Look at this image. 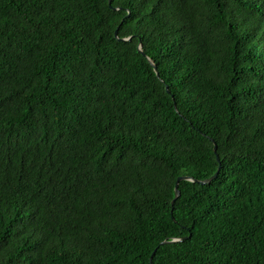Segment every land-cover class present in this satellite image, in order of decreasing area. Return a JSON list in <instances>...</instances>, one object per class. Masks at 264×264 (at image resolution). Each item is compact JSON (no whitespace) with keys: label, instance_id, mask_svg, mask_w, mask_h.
<instances>
[{"label":"trees","instance_id":"trees-1","mask_svg":"<svg viewBox=\"0 0 264 264\" xmlns=\"http://www.w3.org/2000/svg\"><path fill=\"white\" fill-rule=\"evenodd\" d=\"M154 249L264 264V0H0V264Z\"/></svg>","mask_w":264,"mask_h":264},{"label":"water","instance_id":"water-1","mask_svg":"<svg viewBox=\"0 0 264 264\" xmlns=\"http://www.w3.org/2000/svg\"><path fill=\"white\" fill-rule=\"evenodd\" d=\"M109 1H110V0H109ZM112 8H114V9H118L117 7H112ZM114 35L117 37V29L114 30ZM118 39H120V40H127V39H130V36H128V37H118ZM137 49H138L141 53H143V52H142V49H141V44H140V43L138 44ZM148 60H149V62L152 64L153 69L155 70L156 75L158 76V72L156 71V66L154 65V63L152 62V60H150L149 58H148ZM167 91H169V90L167 89ZM213 151H214V153H215L216 159L219 161L218 154L216 153V146H215V144H214V146H213ZM218 171H219V166L217 167V169L214 171V173H213L212 175H210L209 177H206V178H204V179H196V178H193V177H191V176H184V175L178 176V177L176 178V181H175V184H174V191H175V194H174L173 199L171 200V204H172V205L174 204L175 199H176V198L178 197V195H179L178 183H179L180 180H182V179H187V180H190V181H194V182H198V183L204 184V183H208V182H210L212 179H214V178L217 176ZM172 218H173V217H172ZM184 238H185V237H177V238H173V239H171V240H163V241H161L160 243L162 244V243H165V242H171V241L183 240ZM154 252H155V249L152 251V253H151L150 257H149V264H152V256H153Z\"/></svg>","mask_w":264,"mask_h":264}]
</instances>
